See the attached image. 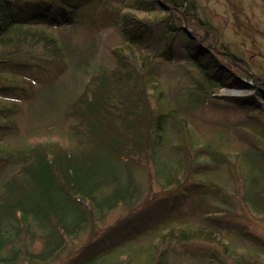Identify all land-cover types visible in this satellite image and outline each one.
I'll return each instance as SVG.
<instances>
[{
	"label": "trees",
	"instance_id": "obj_1",
	"mask_svg": "<svg viewBox=\"0 0 264 264\" xmlns=\"http://www.w3.org/2000/svg\"><path fill=\"white\" fill-rule=\"evenodd\" d=\"M103 19L122 43L64 109L68 144H12L47 68L82 59L51 32ZM217 37L198 0H0V264H264V240L231 221L236 196L264 220V78ZM174 64L187 83L166 93ZM209 101L245 112L233 127L247 148L197 141L191 116Z\"/></svg>",
	"mask_w": 264,
	"mask_h": 264
},
{
	"label": "rangeland",
	"instance_id": "obj_2",
	"mask_svg": "<svg viewBox=\"0 0 264 264\" xmlns=\"http://www.w3.org/2000/svg\"><path fill=\"white\" fill-rule=\"evenodd\" d=\"M198 4L201 18L213 26L218 36L217 43L223 44L229 52L242 58L252 77L264 78V0H198ZM51 34L60 43L69 46L74 54L82 56V59L78 68L57 63L48 67L45 74L50 79L49 85L42 87L41 93L40 86L34 85L39 97L30 106L23 104L21 107L20 134L11 140L16 146L50 141L67 145L64 109L84 89L90 77V68L97 64L110 67L111 51L119 48L122 43L119 31L110 27L105 19L101 20L98 30L75 25L54 30ZM182 68V65L174 64L162 69L158 78L160 88L166 93H173L185 86L188 76H182L185 72ZM219 95L225 98L246 94L242 91L221 89ZM42 105L49 110L32 117L31 111L40 113ZM219 106H213L209 101L198 107L194 116H191V127L198 142H211L228 154H236L247 148L246 144L237 140L233 127L245 118V112L228 105ZM260 118L264 121V114ZM214 178L221 182L228 178V174L222 168ZM150 180L152 181L151 178ZM146 186L150 188L151 194L158 191L153 181ZM229 187L231 188L230 182ZM234 201L237 211L233 215L236 217L231 219L232 223L235 226H244L264 240V220L248 210L238 196ZM123 214L125 212L122 209H117L109 220L114 221ZM86 244L84 239L76 242L75 249L80 250ZM67 255L55 264L68 262L70 256ZM170 264H187V261L183 258H172Z\"/></svg>",
	"mask_w": 264,
	"mask_h": 264
}]
</instances>
